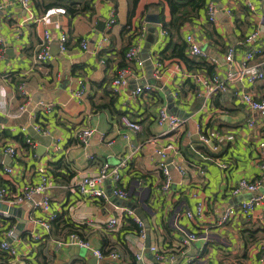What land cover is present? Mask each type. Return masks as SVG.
Returning a JSON list of instances; mask_svg holds the SVG:
<instances>
[{
	"label": "crops",
	"instance_id": "crops-1",
	"mask_svg": "<svg viewBox=\"0 0 264 264\" xmlns=\"http://www.w3.org/2000/svg\"><path fill=\"white\" fill-rule=\"evenodd\" d=\"M209 1L217 8L216 22H210L202 10L184 25L181 32V40H185L188 32L194 33L207 56H191L186 51L187 57L196 63L204 59L224 78V55L228 47L234 46L236 60H242L249 48L245 44L246 37L258 31L259 38L254 45L263 52L251 65L264 69V0H252L254 9L244 0ZM160 2L140 0L134 19L137 26L142 17L146 22L148 14L161 17L160 24L146 23L142 57L145 58L149 44L151 60L158 58L170 42L168 32L162 34V15L169 21L170 8ZM0 3V100L5 102L0 111V187L7 188L10 194L19 192L26 184H36L38 168L48 166L53 176L49 188L51 211L58 215L51 230L33 223L35 218L48 215L40 208H34L39 195L32 202L10 205L17 208L26 205L27 209L22 212L0 214V242L13 230L14 235L7 238L18 249L19 264H95L91 251L74 244L58 243L76 230L96 247L119 249L123 254L122 261L105 259L97 264H162L148 247V240L145 241L144 263L136 259L137 238L128 231L129 220L121 218L116 229L108 228V221L120 216L123 207L135 209L139 216L144 214L150 245H165L175 250L180 262L264 264L258 248L259 242H264V219L237 217L224 224L218 223L226 208L255 194L247 191L233 194L232 188L239 179L245 177L260 182L256 193L264 196V169L257 157L259 143L264 140V110H251L240 100L243 92L256 98L264 97V80L252 84L245 79L234 80L229 84L228 92L198 98L190 89L191 84L199 88L192 75H208L204 68L196 64L191 69L185 61L167 60L158 78L154 76V60L152 66L145 60L144 67L132 66L134 74L128 87L113 94L112 81L117 74L122 49L129 41L127 35L121 34L128 22L129 0H94L92 8L85 13H56L47 20H38L46 11L43 0H32L30 11L19 0H0ZM112 18L115 22L109 26ZM153 26L156 32L151 42L148 36L149 28ZM46 29L53 37L52 58L34 63ZM62 34L68 36L69 49L65 52L60 48ZM105 34L111 42L100 48L99 41ZM82 40L88 42V49L82 48ZM152 67V76L160 79L167 88L148 82L154 89L134 96L133 90L145 84L144 79ZM22 82L28 96L19 89ZM82 86L85 95L77 97L75 94ZM176 92L178 97L175 98ZM170 96L179 113L170 108ZM41 102L54 106L52 112L39 115L49 134H39L32 129ZM22 105L26 106L24 111H20ZM164 105L171 113L185 117L184 125L176 132H169L167 127L157 123L158 110ZM124 115L139 122L141 130L126 127L122 122ZM250 121H255L253 126ZM199 125L214 135L219 147L217 151L205 145L202 146L208 151L197 149L200 145L197 138ZM23 127L27 132L21 131ZM85 128L94 129L95 133L87 145H81L75 134ZM21 135L24 141L31 138L36 148L31 150L30 146L21 143ZM54 143L59 144L58 151L53 149ZM6 145L17 147L19 155L6 154L2 149ZM170 145L179 152L170 151L166 159L173 182L170 189L165 190V176L158 158L152 156L156 148ZM122 160H126L127 165L121 169L120 185L129 192L127 200L112 194L114 184L111 179L106 182L110 201L88 199L78 192L76 185L83 176L99 172L105 161L115 165ZM177 164L186 169L185 175L181 174ZM6 165L13 167L12 173L5 171ZM200 202L204 204V216L187 218L186 211L195 210ZM28 211L27 223L19 229L18 224ZM255 214L264 217V199L258 203ZM183 231L198 232L201 239L189 247L181 246ZM36 235H41L40 239H36ZM7 260V253L0 247V264H8Z\"/></svg>",
	"mask_w": 264,
	"mask_h": 264
},
{
	"label": "built area",
	"instance_id": "built-area-1",
	"mask_svg": "<svg viewBox=\"0 0 264 264\" xmlns=\"http://www.w3.org/2000/svg\"><path fill=\"white\" fill-rule=\"evenodd\" d=\"M24 6L26 10L32 5V0H19ZM246 5L254 9V3L252 0H244ZM0 8H2V4L0 3ZM30 11V10H29ZM207 18L210 22H216V13L217 8L214 2H208L205 9ZM56 13H66V9L64 7H52L47 9L43 16L38 20H47L52 15ZM113 15V14H112ZM143 18V19H142ZM140 18L139 24L136 26V35L134 40L126 53L127 61L130 63L129 66L123 67L117 71V74L113 78L112 81V89L114 94H119L121 89H125L128 87L130 77L134 74V69L132 66L136 67H144L146 58L142 57V41L147 31V25L144 21L145 18ZM37 20V19H36ZM115 20L112 18L108 23L111 26ZM166 30L162 31V34H165ZM259 38V32L253 31L251 32L245 39V44L248 45V49L243 55L242 60L237 61L235 58L236 48L234 46H229L227 52L224 55V61L226 66L225 76L222 78L217 72L214 74H193L192 79L199 85V88L195 90L194 95L198 98L204 96L205 98L212 97L214 95H218L221 93H226L229 91V84L234 80H242L245 79L249 83H255L260 80H264V69H259L254 65H251L255 60L256 56L260 55L263 50L256 47L254 45L255 41ZM53 41V37L51 32L46 29L44 31L43 38L40 42L39 49L35 53L34 63H43L51 60L52 52L50 50L51 43ZM60 48L62 51H67L68 48V36L66 34L60 35ZM110 37L108 34L102 36L99 41V47L104 48L105 46L110 44ZM185 42L187 43V52L191 56L198 57H206L207 53L202 48L200 42L197 40L194 33L188 32L185 36ZM254 45V46H252ZM81 46L85 50L89 48L88 42L86 40L81 41ZM149 59L150 56H149ZM155 63L154 76L160 77L162 73L163 64L159 61V59L153 58ZM151 60V61H152ZM102 62H105L103 59ZM153 62V61H152ZM218 65V63L215 61ZM219 66V65H218ZM82 83V81H81ZM21 93L24 96H28V92L25 89V83L22 82L19 86ZM154 89L153 85L149 83H145L144 85L137 86L136 89L133 90L134 96H140L141 94H146L151 92ZM85 88L82 86L77 92V97H83L85 95ZM175 98L178 97L177 92L174 94ZM241 102L254 111H263L264 110V97L256 98L253 94L249 92H243L240 95ZM207 101V100H205ZM5 102L4 100H0V111L4 108ZM26 109L25 105L20 107V111H24ZM54 106L45 102L40 103V111L38 114H42L41 112H52ZM36 116V115H35ZM157 123L159 126L167 127L169 132L178 131L185 123V119L178 115H175L170 112L166 105L161 106L158 110L157 115ZM123 124L131 130L139 131L142 126L139 122L132 120L129 116H122ZM255 121H250V126H253ZM36 133L49 134V131L43 127L42 118L39 121L34 122L33 128ZM198 142L202 145L208 146L211 150L217 151L219 149L218 145L215 143L214 135L209 133L206 128L202 125L198 127ZM22 132H27V128L23 127L21 129ZM95 133L94 129L85 128L79 129L75 137L79 141L81 145H87ZM127 136V135H126ZM26 142L29 144L30 149L34 150L36 148V143L31 139L27 138ZM3 151L10 155L11 157H16L19 155V149L13 145H6L3 148ZM54 150L58 151L60 146L58 143H54ZM170 151L175 153L179 152L175 146L170 145L167 147L156 148L154 150L153 159L155 157L158 158L159 166L165 176V183L163 188L165 190H169L173 177L171 170L169 168V163L166 162V159L169 156ZM257 157L260 163V167L264 169V140L259 143ZM126 160H122L118 164H111L108 161L102 163L99 172L92 175L83 176L76 185L78 192L88 199H102L105 201H110V196L107 191L106 182L108 180L113 181L112 194L122 200H127L129 198V192L122 188L121 183V169L124 168L126 164ZM222 167H226V164H221ZM176 167L179 169L181 174H186V169L183 166L177 164ZM5 171L7 173L13 172V167L6 165ZM202 173L205 170L201 171ZM39 181L36 184H26L19 192L14 194H10L8 189L5 187H0V201L4 202L8 206L10 205H21L26 202L34 201L35 197L39 195V199L34 201V208H40L44 212H47L48 215L46 218H35L33 223L40 225L45 230L52 229V222L57 219V213L51 211V196L49 194V188L51 187L53 176L48 169V166H40L38 168ZM143 182V180H142ZM260 187V182L254 181L248 178H241L237 181V183L232 188L233 194H239L241 192L247 191L251 193H255L250 198L243 200L238 205H232L225 209V211L218 218L219 224H224L234 218L237 217H245L252 220L264 219L262 215H256L255 210L258 203L262 202L264 196L262 194H258ZM118 208V207H116ZM120 216L113 217L108 221V227L112 230L116 229L121 223V218L126 220L127 217L133 219V221L138 225L139 231L134 233L136 235V246L139 251L135 253L136 259L142 263H144L145 255L144 250L146 248L145 241L147 239V229L145 221L138 215L137 211L130 207H123ZM0 214L9 215L7 211H1ZM205 214L204 204L202 202L198 203L195 210L186 211L185 215L187 218H202ZM120 217V218H119ZM178 227V224H176ZM182 230V228L180 227ZM13 230L7 233V237L13 236ZM5 237L0 242V247L4 250L8 256L11 258V262L13 264L18 263V249L10 242V240ZM41 235H36V239H40ZM201 239V234L195 231H183L182 238L180 240V245L184 247H189L199 241ZM60 245L64 244H74L79 246L80 248H85L92 252V254L97 257L98 263L105 259H109L112 261H122L123 254L119 249H110L107 252L103 251V249L96 247L93 242L80 234L78 231L71 232L67 234V236L62 237V239L58 242ZM150 250L154 253L157 262L162 264H187V262H180L179 254L175 252V250L170 249L169 247L163 245L159 246L156 244H152L149 246ZM258 248L261 254L260 259L264 262V242H259ZM189 262V261H188Z\"/></svg>",
	"mask_w": 264,
	"mask_h": 264
},
{
	"label": "trees",
	"instance_id": "trees-1",
	"mask_svg": "<svg viewBox=\"0 0 264 264\" xmlns=\"http://www.w3.org/2000/svg\"><path fill=\"white\" fill-rule=\"evenodd\" d=\"M43 1L45 2L44 4L45 10L52 8V7H64L66 9V13L69 12L71 14H78V13H85L86 11L90 10L92 8L91 6L94 0H43ZM160 1H161L160 3L168 4L170 8V13H171V19L169 21H166L165 17L162 15V26L170 35V42L168 43L166 48H164L160 52L159 57H158L159 61L162 64L167 60L185 61L186 64L191 69L193 68L194 65L197 64L199 68L201 67L204 68L208 74L210 75L214 74L215 73L214 65L212 64L210 65L206 63L204 59L202 60V62L196 63L192 59L187 57L186 51H187L188 45L185 42V40H181L182 39V34H181L182 28L187 22H190L193 17L199 15L202 10L206 9L207 3H208L207 0H160ZM139 3H140V0H129L128 22L123 27L122 33H121L123 36L127 35V37L129 38V41L125 45V47L122 49L120 61L117 65L118 66L117 71L123 67H127L130 65V63L127 61L126 53L129 50L134 40V37L136 35L135 31L138 28L134 25V19L138 15L137 10H138ZM196 88L197 87L195 85L193 84L190 85L191 91H195ZM112 93L114 94L113 91ZM106 106L108 107L109 105H105V107ZM39 115L40 114H38L36 121L40 120ZM19 137H20L21 143L27 144V146H29V144L26 142V139L25 141L23 140L24 138L22 137V135ZM200 148L208 151V149L205 146H202V144L197 146V149H200ZM56 220L57 219H55L53 222H55ZM128 220H129L128 231H130L131 233H137L139 231L138 225L133 221L132 218L127 217L126 221ZM103 251L107 252V250H104V249ZM129 252L132 253L131 251ZM7 257H8V260H7L8 264H13L8 254H7ZM134 259L135 258L133 257V260Z\"/></svg>",
	"mask_w": 264,
	"mask_h": 264
},
{
	"label": "water",
	"instance_id": "water-1",
	"mask_svg": "<svg viewBox=\"0 0 264 264\" xmlns=\"http://www.w3.org/2000/svg\"><path fill=\"white\" fill-rule=\"evenodd\" d=\"M146 20H147V22L148 23H151V24H160L161 23V17H160V15L159 14H148L147 16H146ZM149 31L151 32L150 34H149V36H148V40L149 39H151V40H149V41H151L152 42V38L154 37V35H155V32H156V27H150L149 28ZM154 41V40H153ZM146 47H147V52L145 53V55H144V57L146 58V60H148V64H150L151 66H152V61H151V59H149V51H148V49L150 48V45L149 44H147L146 45ZM145 51V50H144ZM152 69H153V67L151 68V70H150V73H149V75L147 76V78H145L144 79V82L145 83H148V82H152L153 84H156V86H158V87H160V88H167V86H164L163 85V83H162V81L160 80V79H156V78H154L153 76H152ZM168 93H170V91L168 90ZM172 107V110L175 112V113H179V108L176 106V104H175V102L173 101V97L172 96H170V108ZM181 117H183V115L181 114L180 115ZM185 118V117H184ZM129 205V204H128ZM129 206H131V205H129ZM27 206L25 205V206H23V207H21V208H17V207H15V206H8L7 204H5L4 202H1L0 201V210L1 211H8V213L11 215V214H14V213H17L18 211L20 212V210H21V212H22V210H24V209H27L26 208ZM29 215H30V211H28V214H24L23 215V220L22 221H20V223L18 224V227H19V229L21 228V227H24L25 225H26V223H27V220H28V217H29ZM140 217L145 221V222H147V220H146V217H145V215L144 214H142V215H140ZM149 235V234H148ZM146 240H148V247L150 246V239H149V237L147 236V239ZM94 259H95V264H97V262H98V259H97V257H95L94 256Z\"/></svg>",
	"mask_w": 264,
	"mask_h": 264
}]
</instances>
